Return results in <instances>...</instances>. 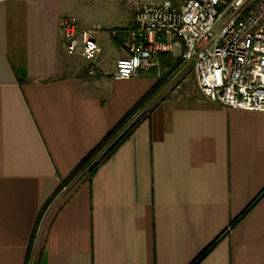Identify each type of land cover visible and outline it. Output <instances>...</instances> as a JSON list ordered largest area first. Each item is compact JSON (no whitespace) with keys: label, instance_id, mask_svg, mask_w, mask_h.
<instances>
[{"label":"crops","instance_id":"0c3cea01","mask_svg":"<svg viewBox=\"0 0 264 264\" xmlns=\"http://www.w3.org/2000/svg\"><path fill=\"white\" fill-rule=\"evenodd\" d=\"M136 7L0 2V264H189L264 189V113L211 103L181 83L150 99L91 181L61 187L26 262L43 205L157 80V58L129 79L104 69L108 43L114 65L127 55ZM65 16L99 28L102 75L88 77L83 59L63 51ZM199 264H264V195Z\"/></svg>","mask_w":264,"mask_h":264},{"label":"built area","instance_id":"2783aa9c","mask_svg":"<svg viewBox=\"0 0 264 264\" xmlns=\"http://www.w3.org/2000/svg\"><path fill=\"white\" fill-rule=\"evenodd\" d=\"M136 3L132 25L124 31L127 55L115 61L114 79L137 77L159 54L175 55L178 49L182 64H192L197 89L207 101L264 113V0ZM98 29L79 26L73 16L59 21L63 51L78 54L90 78L104 73L95 37Z\"/></svg>","mask_w":264,"mask_h":264},{"label":"trees","instance_id":"16d2710c","mask_svg":"<svg viewBox=\"0 0 264 264\" xmlns=\"http://www.w3.org/2000/svg\"><path fill=\"white\" fill-rule=\"evenodd\" d=\"M159 65L162 68H167L168 73H164L163 77L157 79L155 84L137 101V103L127 111L121 119L101 138V140L79 161L71 173L60 182L58 189L55 194L49 198V200L43 205L39 212L37 221L35 223L34 230L31 234L29 246L26 254V262L30 257L31 248L35 239L37 224L48 204L51 202L53 197L59 192L62 186L70 183L72 180L80 179L81 177H86L88 181L92 180V177L96 173L97 169L107 161L113 153L118 149V147L128 138L130 133L134 130L138 121L132 124L125 132L117 136L122 128L128 123L132 116L139 111L155 94L161 86L166 82L169 76L176 71H178L181 66V60H172V56L169 53L159 54L157 57ZM102 151V154L97 157V155ZM83 170H86L83 172ZM264 195V189L247 205L244 209L237 214L228 226L220 232L211 242H209L193 259L189 264H199L207 255L217 246V244L233 229L253 208V206L260 200Z\"/></svg>","mask_w":264,"mask_h":264},{"label":"rangeland","instance_id":"374dc122","mask_svg":"<svg viewBox=\"0 0 264 264\" xmlns=\"http://www.w3.org/2000/svg\"><path fill=\"white\" fill-rule=\"evenodd\" d=\"M124 33V32H123ZM107 39L109 42V36L107 34ZM126 39V38H125ZM109 43L107 46L106 51L104 52L105 57H106V62H105V70H113L114 69V64L111 63V60L109 59V54H110V49H109ZM179 57V56H178ZM180 71L179 72H175L174 74L172 73L168 80L166 82H164V84L161 86V88L158 90L157 94L162 92H171L174 89H177L178 86H180L181 83H183L185 86L183 87V89L185 90H193V88H197V85L195 86L194 81L191 77L192 75V64L191 63H186V64H182L181 62V66L179 67ZM158 74L159 76L156 78L157 79H161L164 75V73H168L167 70L164 71L163 68L158 69ZM155 94L154 97L157 95ZM151 100H149L148 102H150ZM147 102V103H148ZM155 102V101H154ZM152 101V103L149 104H145L139 111H137L132 118L128 121V123L122 128V130L118 133L117 136L121 135L123 132H125L132 124H134L136 121L140 120L143 115L147 112V110L149 109V107L154 103ZM148 105V106H147ZM102 154V151L97 155V157H99ZM86 170H83V172H85ZM75 188V185L71 187V190L73 191V189ZM70 191V192H72Z\"/></svg>","mask_w":264,"mask_h":264}]
</instances>
